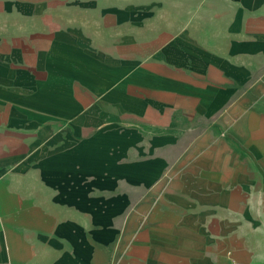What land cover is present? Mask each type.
<instances>
[{
	"label": "crops",
	"instance_id": "obj_1",
	"mask_svg": "<svg viewBox=\"0 0 264 264\" xmlns=\"http://www.w3.org/2000/svg\"><path fill=\"white\" fill-rule=\"evenodd\" d=\"M264 0H0V264H264Z\"/></svg>",
	"mask_w": 264,
	"mask_h": 264
},
{
	"label": "built area",
	"instance_id": "obj_2",
	"mask_svg": "<svg viewBox=\"0 0 264 264\" xmlns=\"http://www.w3.org/2000/svg\"><path fill=\"white\" fill-rule=\"evenodd\" d=\"M233 264H238V263H233Z\"/></svg>",
	"mask_w": 264,
	"mask_h": 264
},
{
	"label": "rangeland",
	"instance_id": "obj_3",
	"mask_svg": "<svg viewBox=\"0 0 264 264\" xmlns=\"http://www.w3.org/2000/svg\"><path fill=\"white\" fill-rule=\"evenodd\" d=\"M263 146H264V141H263Z\"/></svg>",
	"mask_w": 264,
	"mask_h": 264
}]
</instances>
